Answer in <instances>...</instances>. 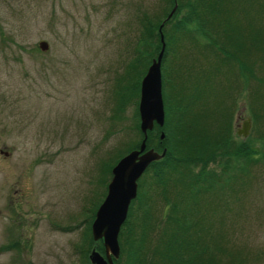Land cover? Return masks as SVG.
Segmentation results:
<instances>
[{
  "label": "rangeland",
  "instance_id": "374dc122",
  "mask_svg": "<svg viewBox=\"0 0 264 264\" xmlns=\"http://www.w3.org/2000/svg\"><path fill=\"white\" fill-rule=\"evenodd\" d=\"M162 4L163 0H0V264H82L90 243L85 236L88 227L92 238V210L103 200L111 179L106 167L119 148L132 139L140 141L139 116L138 127H132L139 94L128 86L131 101L116 116L114 109L119 77H124L133 53L135 12L159 10ZM245 16L254 22L253 15ZM249 33H243L245 44ZM40 40L48 43L47 49L39 47ZM200 40L185 38L182 51L177 40L175 53L167 56L166 90L162 84L165 122L151 133L157 144L160 131L165 134L168 124L173 127L167 95L182 85L197 94L195 108L207 111V116L220 101L231 111L233 138L255 148V157L247 172L237 171L245 180L242 187L236 194L228 190L210 219L217 228L223 217L224 237L247 252L244 264H264V115L250 112L255 99L264 113V67L258 68V83L249 76L243 83L241 76L236 84H228L226 95L224 73L220 79L214 75L225 57L218 63L204 52L206 63L199 68L198 53L204 50ZM259 64L264 66V52ZM181 65H189L190 72L180 71ZM252 87L261 96L250 100ZM247 117L251 127L243 135L237 123ZM160 143L162 149L164 139ZM221 161L225 163L219 157L211 165L220 169ZM155 199L160 206L158 195ZM92 247L104 253L102 239L92 238L88 249Z\"/></svg>",
  "mask_w": 264,
  "mask_h": 264
},
{
  "label": "trees",
  "instance_id": "16d2710c",
  "mask_svg": "<svg viewBox=\"0 0 264 264\" xmlns=\"http://www.w3.org/2000/svg\"><path fill=\"white\" fill-rule=\"evenodd\" d=\"M244 2L163 0L159 10L144 9L141 13L136 10L138 26L133 37V53L126 61L124 77H119L115 116L131 101L127 98L128 86L135 90L138 97L140 80L161 47L159 26L162 22L165 48L161 67L165 90L168 78L166 60L169 54L168 59L175 53L177 40L182 51L185 38L190 42L194 38L200 40L201 36L203 41L200 40V45L204 50L201 54L198 53L197 65L201 68L206 63L204 52L208 53L207 57L218 62L222 56L225 57V64L216 66L214 75L220 79V75L224 73L226 81L222 86L226 95L228 84H236L241 76L244 80L246 76L252 77L258 83V68L264 67L259 64L264 52V0ZM175 3V9L168 17ZM245 12L253 15V23L249 16L244 17ZM169 23L171 25L167 27ZM251 30L254 31L252 35L249 33ZM243 33L250 35L247 45L243 40ZM186 54L182 53L185 66ZM185 66L181 65L180 71L188 70L189 73V65L187 68ZM122 78L124 79L121 81ZM128 79L130 83L127 82ZM263 79L264 77L261 78ZM249 92L250 100L252 96H261L259 89L256 91L254 88ZM228 95L232 97V94ZM196 98L197 94L193 92L192 95L184 85L176 92L172 91V96L167 95V100L170 103L173 127L168 124L166 128L165 124L164 137L157 144L153 140L156 135L151 130L148 131L147 146L153 145L152 147L160 149V142L164 139L162 149L165 147L166 152L163 157L151 162L139 178L135 199L140 201L134 206V199L129 205L118 236L120 255L114 260L115 264H244L246 261L247 252L229 244L224 237L226 232L221 225L223 217L216 228V222L210 219V213L216 212V203L221 201L228 190H233L236 194L237 189L242 187L245 180L237 171H248L255 157V148L246 141H236L233 138L229 127L231 111L229 113L217 104L212 115L207 116V111L202 113L201 109L199 111L195 108ZM250 103L251 113L256 117L264 115L259 112V103L255 99ZM137 104L134 103L135 122L132 127H138ZM139 134L140 141L133 142L132 139L117 150L118 155L106 167L109 173L120 156L139 147L142 140L140 130ZM219 157L224 158L225 163L221 161V168L216 169L211 163ZM236 182L238 185L235 187ZM180 185L184 187L183 191L176 189ZM157 195L162 203L160 206L156 204L157 199L153 200ZM147 200V204L141 207ZM97 207L92 211H96ZM89 230L88 227L85 236L90 239V243L83 250L82 264H92L88 258V248L92 243Z\"/></svg>",
  "mask_w": 264,
  "mask_h": 264
},
{
  "label": "water",
  "instance_id": "95a60500",
  "mask_svg": "<svg viewBox=\"0 0 264 264\" xmlns=\"http://www.w3.org/2000/svg\"><path fill=\"white\" fill-rule=\"evenodd\" d=\"M175 7L176 3L168 17ZM162 25L163 22L159 26L161 47L140 81L138 113L139 128L143 137L139 147L128 151L112 166L106 194L97 207L91 223L92 238L102 239L104 253L92 247L88 254L92 264H115L114 260L120 255L119 232L126 220L129 205L137 195L138 178L152 161L160 159L166 152L165 147L159 152L153 147L146 146L148 130H152L155 124L163 125L165 120L161 78V60L165 48ZM38 45L42 50L49 46L45 40H40ZM249 128L248 121L246 126L238 129V133L247 135ZM160 137H164L162 130Z\"/></svg>",
  "mask_w": 264,
  "mask_h": 264
},
{
  "label": "flooded vegetation",
  "instance_id": "af4514ba",
  "mask_svg": "<svg viewBox=\"0 0 264 264\" xmlns=\"http://www.w3.org/2000/svg\"><path fill=\"white\" fill-rule=\"evenodd\" d=\"M222 56V55H221ZM221 59V58H220ZM220 61V60H219ZM224 61H225V59H224ZM222 62H223V60H221V62H220V66H221V64H222ZM219 63V62H218ZM223 74V73H222ZM222 74H221V76H222ZM245 78H248L247 76L245 77ZM240 79V78H239ZM245 82V80L243 79V83ZM253 89H254V87H252ZM223 90H224V88H223ZM224 93V92H223ZM217 104H220L221 105V101L220 102H218ZM249 121V127H251V119H250V117L248 118L247 117V119H245L243 122H242V124L240 123L239 124V122L237 123V127L239 126V127H244V126H246L247 125V122ZM5 153L6 154H8L9 152L6 150L5 151Z\"/></svg>",
  "mask_w": 264,
  "mask_h": 264
}]
</instances>
